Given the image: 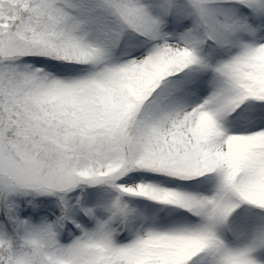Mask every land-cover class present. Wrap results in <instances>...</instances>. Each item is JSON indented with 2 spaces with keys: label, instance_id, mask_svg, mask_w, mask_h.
<instances>
[{
  "label": "snow or ice",
  "instance_id": "snow-or-ice-1",
  "mask_svg": "<svg viewBox=\"0 0 264 264\" xmlns=\"http://www.w3.org/2000/svg\"><path fill=\"white\" fill-rule=\"evenodd\" d=\"M0 264H264V0H0Z\"/></svg>",
  "mask_w": 264,
  "mask_h": 264
}]
</instances>
